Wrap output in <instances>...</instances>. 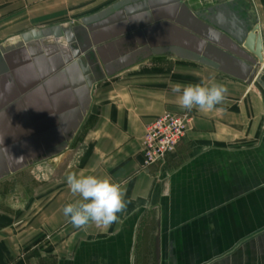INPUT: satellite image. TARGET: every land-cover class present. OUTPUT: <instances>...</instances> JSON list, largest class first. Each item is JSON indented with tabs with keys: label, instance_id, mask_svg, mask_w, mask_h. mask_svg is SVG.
<instances>
[{
	"label": "crops",
	"instance_id": "0c3cea01",
	"mask_svg": "<svg viewBox=\"0 0 264 264\" xmlns=\"http://www.w3.org/2000/svg\"><path fill=\"white\" fill-rule=\"evenodd\" d=\"M126 1L0 0V171H8L0 175V264H264V89L244 81L234 62L189 58L174 30L187 28L170 18L169 0H161L158 21L154 9L105 17L94 32L102 54L88 113L55 153L74 124L71 107L60 109L73 106L74 76L68 90L59 87L68 65L56 69L55 59H64L58 44L33 42L32 55L22 38L76 30ZM180 2L192 12L233 2L243 19L254 9L264 48V0ZM145 30L148 49L138 37ZM176 83H219L228 92L212 110L189 111L179 107ZM166 112L192 114V129L163 162L146 167V126ZM69 173L120 186L126 208L117 222L72 225L63 207L79 197Z\"/></svg>",
	"mask_w": 264,
	"mask_h": 264
},
{
	"label": "water",
	"instance_id": "95a60500",
	"mask_svg": "<svg viewBox=\"0 0 264 264\" xmlns=\"http://www.w3.org/2000/svg\"><path fill=\"white\" fill-rule=\"evenodd\" d=\"M170 1V18L183 24L187 31H181L177 28L174 30L179 34H183L186 38V47L189 49L188 56L194 60L201 61L205 64H210L219 67V64L226 65L229 62L238 64L239 67L235 71L241 73V78L248 83L256 82L264 89V48L260 25L256 19V13L253 10H248L247 18H241L240 11H236L235 4H220L210 8L205 12H192L184 6L180 0ZM161 0H127L115 7H111L104 12L87 18L83 21L82 27L76 30L71 28L52 27L39 33L27 34L23 36L21 45L29 46L31 54L34 55L35 50L31 49L33 42H40L46 36H53L56 39L65 38L67 43L74 46H64L59 43L57 46L63 54V58L58 57V65L56 69H66L59 74L57 81L59 87L66 88L68 86V76H74L73 89L67 91L71 95L74 94L73 106L61 104L60 109L63 112L65 107H71L74 115V124L70 128L68 126L61 133L62 144L55 148V153H60L68 146L71 136L76 133L88 113L91 104V92L95 83V68L98 61L97 54H102V50L97 48L101 41L95 38V31L101 27L105 17L111 15L114 11L122 9L128 15L136 11H148L154 9L157 15L156 21L160 20L159 13L164 6ZM177 17H180L177 19ZM166 25V24H165ZM140 33L139 38L145 44L144 48L148 49L147 43L143 37L149 39V31ZM201 35L204 40H201L197 35ZM156 45V43H154ZM66 48V49H64ZM225 49L239 55L241 58L248 61L250 64H243L237 58H233ZM50 54L51 52L48 51ZM66 63V64H65ZM80 68L83 69V74L80 73ZM66 115V114H65ZM65 115H62L60 120L65 121ZM65 124V123H63ZM50 154V152H49ZM0 167H5L1 164ZM13 170L14 166L12 165ZM3 170V169H2ZM0 175L8 173V171H0Z\"/></svg>",
	"mask_w": 264,
	"mask_h": 264
},
{
	"label": "clouds",
	"instance_id": "9594fccd",
	"mask_svg": "<svg viewBox=\"0 0 264 264\" xmlns=\"http://www.w3.org/2000/svg\"><path fill=\"white\" fill-rule=\"evenodd\" d=\"M172 91L179 94V107L191 111L194 107L201 110L214 109L225 99L228 89L219 83L211 86L176 83ZM66 183L71 193L79 197L63 207V214L70 218L76 228H83L91 223L111 225L117 222L118 213L126 208L120 186L110 180L95 175L69 173Z\"/></svg>",
	"mask_w": 264,
	"mask_h": 264
},
{
	"label": "built area",
	"instance_id": "2783aa9c",
	"mask_svg": "<svg viewBox=\"0 0 264 264\" xmlns=\"http://www.w3.org/2000/svg\"><path fill=\"white\" fill-rule=\"evenodd\" d=\"M194 117L190 113L166 112L146 126L142 142L144 166L163 162L192 129Z\"/></svg>",
	"mask_w": 264,
	"mask_h": 264
},
{
	"label": "rangeland",
	"instance_id": "374dc122",
	"mask_svg": "<svg viewBox=\"0 0 264 264\" xmlns=\"http://www.w3.org/2000/svg\"><path fill=\"white\" fill-rule=\"evenodd\" d=\"M69 28V27H68ZM67 27H66V29H68ZM40 42H52V44L54 43H56V44H59V43H62V44H64V46H73V44L72 45H70V44H68L67 43V41H66V39L65 38H61V39H56L55 37H53V36H46V37H44L42 40H40ZM74 47H75V45H74ZM76 48V47H75ZM64 49H66V48H64ZM258 84V83H257ZM259 85V84H258Z\"/></svg>",
	"mask_w": 264,
	"mask_h": 264
}]
</instances>
